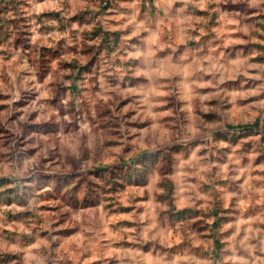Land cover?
<instances>
[{"label":"clouds","instance_id":"9594fccd","mask_svg":"<svg viewBox=\"0 0 264 264\" xmlns=\"http://www.w3.org/2000/svg\"><path fill=\"white\" fill-rule=\"evenodd\" d=\"M0 264H264V0H0Z\"/></svg>","mask_w":264,"mask_h":264}]
</instances>
